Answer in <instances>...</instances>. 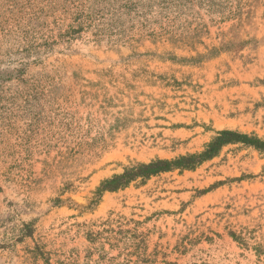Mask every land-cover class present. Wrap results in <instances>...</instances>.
<instances>
[{
  "label": "rangeland",
  "instance_id": "1",
  "mask_svg": "<svg viewBox=\"0 0 264 264\" xmlns=\"http://www.w3.org/2000/svg\"><path fill=\"white\" fill-rule=\"evenodd\" d=\"M255 12L238 33L252 41L234 40L211 59L181 60L194 54L177 41L132 47L80 39L44 54L57 83L48 102H31L30 115L20 112L13 122L19 144L0 162V172H10L0 176V239L31 223L27 245L40 240L55 264H88L91 254L92 264H264L252 249L264 245V154L252 147L228 145L194 170L138 179L86 210L100 181L133 163L199 152L220 129L264 138V0ZM204 21V47H218L229 23ZM14 66L1 65L0 74H14ZM53 132L67 141L40 153ZM82 134L104 137L108 150L81 171L73 192L59 196L64 172L80 165L56 164L58 152ZM81 222L101 230L94 245ZM21 254L0 252V264H25Z\"/></svg>",
  "mask_w": 264,
  "mask_h": 264
},
{
  "label": "trees",
  "instance_id": "2",
  "mask_svg": "<svg viewBox=\"0 0 264 264\" xmlns=\"http://www.w3.org/2000/svg\"><path fill=\"white\" fill-rule=\"evenodd\" d=\"M259 1L0 0V66L15 65L14 74H0V162L3 163L1 157L4 151L10 156H14L16 152L19 136L15 133L13 122L19 117V113L28 116L31 112L28 105H31V102L45 103L52 98L48 93L51 94V89L56 87L57 69L53 66L48 70L49 62L42 56L56 46L68 47L80 39L96 45L114 46L127 43L132 47L145 41L170 45L177 41L194 54L188 58L181 57V60L211 59L222 48L226 51L232 49L234 40L241 45L252 41V38H239L238 33L245 25L253 22ZM205 19L209 24L229 23L228 31L220 34L218 47L203 45V38L210 36ZM227 35L230 37L227 38ZM197 45H202L204 51L198 50ZM32 67L39 68L37 76L28 74ZM11 80H14L16 85L5 87ZM62 124L66 126L63 121ZM68 133L71 135L72 132ZM52 134L55 135L48 145H43L40 153H46L49 147L67 141L63 134ZM73 143L75 146H65L67 150L64 152L59 150L61 159H58L56 164L69 160L71 163H78L80 169L73 168L64 172L66 178L59 196L73 192L76 188L75 182L84 179L81 171L87 165L100 160L109 146L104 137L86 138L85 134ZM232 144L252 147L264 154V138L233 129L216 130L199 152L171 159L156 158L147 163L136 162L125 167L121 173L101 180L86 210H92L105 192H117L138 179L146 180L174 170H194L218 156L223 147ZM16 161L14 160V163ZM43 163L47 164L45 161ZM63 167L64 165L60 168ZM8 168L3 167L1 177L8 179ZM56 201L59 202L60 198H56ZM77 226L79 229L83 228L85 239L91 245H94L97 236L101 235V230H92L89 223L81 222L77 223ZM17 230V234L0 239V252L9 255L22 252L19 256L25 264H55L50 252L40 240L27 245L28 240L34 239L36 231L31 223L22 222ZM121 231L130 232L124 229ZM102 249L105 250L104 247ZM252 249L258 259L264 258V245L261 242L255 243ZM95 250L98 251V248L95 247ZM92 251L94 248H91L90 252ZM101 256L102 254H99L98 259ZM94 262L91 254L88 264Z\"/></svg>",
  "mask_w": 264,
  "mask_h": 264
}]
</instances>
